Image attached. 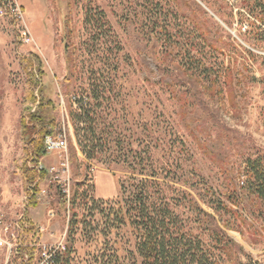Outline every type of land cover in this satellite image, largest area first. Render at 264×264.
Instances as JSON below:
<instances>
[{"label": "rangeland", "instance_id": "obj_1", "mask_svg": "<svg viewBox=\"0 0 264 264\" xmlns=\"http://www.w3.org/2000/svg\"><path fill=\"white\" fill-rule=\"evenodd\" d=\"M18 1L34 41H24L23 23L10 17L0 18L1 239L17 242V221L26 210L25 185L19 169L23 163L24 145L18 123L24 108L22 94L26 84V74L20 64L28 53H38L42 57L46 94L61 103L55 113L63 121L67 151L58 149L42 159L55 180L62 183L61 188L70 189L72 183L85 182L82 190L89 191L96 183L99 197L112 198L118 194L119 181H129L131 177L122 163L108 164L107 156L113 151L100 154L95 161H87L80 151L69 113L65 111L60 85L67 73V65L61 39L69 5L80 28V43L87 38L83 20L89 2L94 10L105 13L113 32L119 37L122 64L107 124L113 128V138L124 143V156L141 152L143 157L152 158L159 165V171L168 167L166 163L170 159L172 170L177 172L173 179L178 182L176 187L200 191L209 200L238 185L245 155L253 153L254 149L264 151V24L260 21L250 17L256 26L247 33L250 19L246 15V19L239 21L237 9L234 18L229 17L231 23L227 15L216 13L202 0H176V5L184 10H195L194 2L202 7L220 27L223 41L231 45L217 60L219 76L223 77L230 65V77L225 83L219 80L211 86L202 77H193L185 68L179 67L180 56L175 55L177 43H172V54L162 52L165 46L157 41L159 32L153 30L154 20L148 13H143L146 0ZM153 1H161L158 8L162 14L161 27L166 26L168 33L177 36L174 42L189 39L192 45L189 57L199 58L203 50L201 39L176 13L175 2ZM228 1L238 7L242 0ZM89 59L96 62L98 56L86 55L84 60ZM107 167L115 176L104 171ZM40 189L47 202L29 208L28 212L41 226V245L55 246L63 238L67 239L72 213L59 203L56 184L43 181ZM76 211L79 217L83 214L82 208L78 207ZM244 217H248L250 228L245 225L234 227L228 233L250 255L248 259L242 258L243 264H264L261 224L248 213H244ZM232 222L235 223L233 217ZM6 225L10 226L9 231L5 230ZM75 238V264H85L87 254L97 248L95 244L87 243L79 232ZM10 254L8 246L0 243V264H8Z\"/></svg>", "mask_w": 264, "mask_h": 264}, {"label": "trees", "instance_id": "obj_2", "mask_svg": "<svg viewBox=\"0 0 264 264\" xmlns=\"http://www.w3.org/2000/svg\"><path fill=\"white\" fill-rule=\"evenodd\" d=\"M173 1L176 13L198 33L203 50L199 58L189 57L190 40L174 42L177 36L168 33L166 26L161 27L162 14L158 9L161 1L148 3L146 0L143 13H148L154 20L153 30L159 32L157 41L165 46L162 52L172 54V43H177L175 55L180 56L179 67L185 68L193 77H202L211 86L219 80L227 82L230 65L221 77L217 60L231 45L223 41L220 27L197 3L194 2L195 10H184L176 5V0ZM202 2L216 13L227 15L230 21L229 17L234 18L237 9L239 21L247 15L264 24V0H242L238 7L230 5L228 0ZM70 7L61 39L67 65V73L60 85L65 111L69 113L85 159L95 161L100 154L113 151L107 156L108 164L122 163L131 177L129 181H119L118 194L112 198L99 197L96 183L88 191L82 190L85 182L74 180L75 183L70 184V194L63 191L62 183L56 181L54 174L42 164V159L49 153L46 138L56 139L64 132L63 121L55 113L61 103L46 94L42 57L34 52L24 55L20 66L26 74V84L18 129L24 145L23 163L19 169L25 185L26 210L17 221V242L8 264H40L43 261L40 255L41 226L28 209L47 202L40 189L41 183L47 180L57 185L58 201L68 207L72 216L68 220L65 249L43 264H75L78 232L97 248L87 254L85 264H243L242 258L248 259L250 255L231 238L228 230L244 225L250 228L248 217H244V213H248L259 220L264 232V151L254 149L253 153L245 155L238 185L209 200L200 191L176 187L178 182L173 179L177 172L172 170L170 159L166 163L168 167L159 171V165L152 158L143 157L141 152L124 156V143L113 138V128L107 124L122 64L119 37L113 32L105 13L94 10L89 2L83 20L87 38L80 43V28ZM252 18L247 20V33L256 26ZM229 20L226 23L231 25ZM93 54L98 56L96 62L84 60L86 55ZM104 171L115 176L109 167ZM78 207L83 210L80 217L76 211Z\"/></svg>", "mask_w": 264, "mask_h": 264}, {"label": "built area", "instance_id": "obj_3", "mask_svg": "<svg viewBox=\"0 0 264 264\" xmlns=\"http://www.w3.org/2000/svg\"><path fill=\"white\" fill-rule=\"evenodd\" d=\"M4 17H10L11 19H14L17 23H23V30L22 35L25 42H32L34 41V38L32 34L29 32V29L26 26V21L24 19V12L21 3H19L18 0H0V18ZM45 144L47 145L49 152H55L56 150L61 151H67V140H66V134L65 132L60 134L56 139L48 136L45 140ZM64 192H66L68 195L70 193L69 189H63ZM0 223L2 221L0 220ZM18 228V224H17ZM5 230L9 231L10 226L6 225ZM12 236H14V232H12ZM0 243L3 245H7L8 249L12 251L13 247L16 246L15 243H11L8 240H3L0 238ZM63 243H66V240H60L59 243L55 246H47L43 245L41 250V257H43V261L40 264H43L44 261L48 262L50 261L53 256H56V253L61 250V245Z\"/></svg>", "mask_w": 264, "mask_h": 264}, {"label": "bare ground", "instance_id": "obj_4", "mask_svg": "<svg viewBox=\"0 0 264 264\" xmlns=\"http://www.w3.org/2000/svg\"><path fill=\"white\" fill-rule=\"evenodd\" d=\"M63 239H64V238H63ZM65 244H66V243H63V244L61 245V250H62V249H65Z\"/></svg>", "mask_w": 264, "mask_h": 264}]
</instances>
